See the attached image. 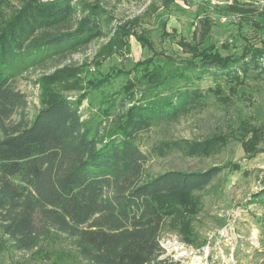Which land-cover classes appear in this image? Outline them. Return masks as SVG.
Wrapping results in <instances>:
<instances>
[{"label":"trees","instance_id":"1","mask_svg":"<svg viewBox=\"0 0 264 264\" xmlns=\"http://www.w3.org/2000/svg\"><path fill=\"white\" fill-rule=\"evenodd\" d=\"M175 1L161 0V5L169 8ZM234 1L226 8L247 12ZM112 22L101 1L26 0L0 29V252H31L60 235L88 264H185L166 255L162 239L200 212V192L222 168L152 176L138 137L203 108L208 93L230 101L224 87L206 91L200 81L225 78L236 93L251 68L264 72V48L224 56L214 45L203 46L212 28L206 17L191 41L179 40L192 60L180 64L163 56L145 70L139 78L143 91L135 93L112 130L97 132L79 99L59 97L29 118L28 99L16 79L35 67L63 64L117 30ZM133 35L154 51L150 38L130 31L125 34L130 52ZM175 150L195 157L208 149L186 139L153 148L158 156ZM257 196L264 199V190Z\"/></svg>","mask_w":264,"mask_h":264},{"label":"rangeland","instance_id":"2","mask_svg":"<svg viewBox=\"0 0 264 264\" xmlns=\"http://www.w3.org/2000/svg\"><path fill=\"white\" fill-rule=\"evenodd\" d=\"M25 1L0 0V29ZM83 1H101L110 12L112 26L118 29L96 38L59 66L35 67L19 76L15 85L27 96L29 118L59 97L79 99L82 114L93 120L97 132L112 130L133 105L132 99L143 91L139 78L145 70L165 56L180 64L192 60L179 40H192L199 17L210 16L213 28L207 44H215L224 56L241 55L245 45L264 48V0H239L247 10L242 15L206 0H178L169 8L161 7V0ZM130 31L150 38L154 51L133 35L130 52L129 37H125ZM244 79L246 84L232 93L225 78L204 77L202 88L207 91L221 85L230 101L208 93L203 108L155 125L138 137L152 176L168 170L222 168L200 192V212L190 221L186 219L184 229L171 230L162 239L166 255L185 264L264 260V199L257 196L264 190V72L251 68ZM181 139L200 142L208 150L195 157L177 150L166 156L153 151L161 143ZM0 264L88 263L60 235H53L31 252H0Z\"/></svg>","mask_w":264,"mask_h":264},{"label":"crops","instance_id":"3","mask_svg":"<svg viewBox=\"0 0 264 264\" xmlns=\"http://www.w3.org/2000/svg\"><path fill=\"white\" fill-rule=\"evenodd\" d=\"M206 1H209V0H206ZM184 2V1H183ZM190 2V1H189ZM188 2V3H189ZM244 2V1H243ZM184 3H186V2H184ZM235 3V1L233 0V4ZM241 5H244V4H242V2H239ZM245 3H246V1H245ZM160 6L162 7V5H161V1H160ZM226 6V5H225ZM240 14V13H239ZM209 18L210 20H211V18H210V16L209 15H206V16H204V17H199L198 18V20H197V22H196V25H197V27H196V29L197 28H199L200 26H201V21L203 20V18ZM212 21V20H211ZM212 28H213V21H212ZM212 28H211V30H212ZM211 30H210V32H209V34H208V36L206 37V40H205V42H204V45L203 46H209V45H214L216 48H217V46L215 45V44H212V43H210V44H207V41H208V37H209V35H210V33H211ZM247 45H245L243 48H245ZM218 49V48H217Z\"/></svg>","mask_w":264,"mask_h":264},{"label":"built area","instance_id":"4","mask_svg":"<svg viewBox=\"0 0 264 264\" xmlns=\"http://www.w3.org/2000/svg\"><path fill=\"white\" fill-rule=\"evenodd\" d=\"M214 4H218V5H230L233 4V0H209Z\"/></svg>","mask_w":264,"mask_h":264}]
</instances>
